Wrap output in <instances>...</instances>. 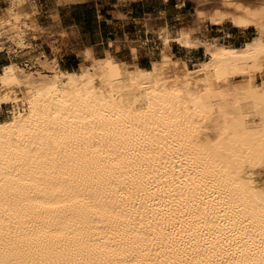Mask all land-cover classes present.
Returning <instances> with one entry per match:
<instances>
[{
    "label": "bare ground",
    "instance_id": "6f19581e",
    "mask_svg": "<svg viewBox=\"0 0 264 264\" xmlns=\"http://www.w3.org/2000/svg\"><path fill=\"white\" fill-rule=\"evenodd\" d=\"M40 1L0 15L16 57L0 67V264H264V0H196L193 25L159 28L149 67L111 41L78 68ZM225 23L253 33L204 31ZM47 31L52 54L21 64ZM173 43L205 59L192 68Z\"/></svg>",
    "mask_w": 264,
    "mask_h": 264
},
{
    "label": "rangeland",
    "instance_id": "374dc122",
    "mask_svg": "<svg viewBox=\"0 0 264 264\" xmlns=\"http://www.w3.org/2000/svg\"><path fill=\"white\" fill-rule=\"evenodd\" d=\"M48 1L49 0H43L44 3ZM150 5L151 9H153V11L155 12V24L151 29L150 34L148 35V31L141 26L140 30L145 29V31L143 30L141 33L140 40H142V42L139 46H133V48L128 46H125L123 48L119 47V49L112 48L114 52H117V55L120 58L126 60L131 59L132 51L137 52L138 61L142 65L148 67L151 65L152 60L160 57V49H162V45L161 40L157 35L159 28L167 23L177 27L193 25L195 22V11L198 7L196 0H150ZM42 20V22L47 25H49L53 20L51 17V12L48 9L45 10V13L42 15ZM59 22L66 28L70 26L76 27L77 35L79 38L78 42L76 43H80L79 45H76L74 47L67 42H58V45L60 46L59 58L63 67L78 68L79 64L81 63V57L78 52L81 50L80 48L83 44L82 38L86 42L93 43L99 49H104L110 46V40L119 38L123 33L122 24L120 23V21H113L112 17L104 13H100L96 5L94 4L63 7L60 10ZM130 27L134 29V26ZM155 27H157L156 30H154ZM48 31L43 38H40L37 35L30 36L31 44L28 47L29 49L17 56L18 59H20L19 62L21 64H23V62L27 59V55L31 52V54L33 55H37L42 51L49 56L52 54L50 44L51 41L49 38L50 35H48ZM204 31H206L208 35H212L211 37L217 36L222 41L233 43L236 45H241L242 43H244L253 33L252 30L243 32L244 30L234 27L231 23H225L223 25L206 24L204 27ZM172 48L177 56L186 57V60L188 62L190 61L189 65L192 68L200 60L205 59L203 48L198 50H189L184 49L177 43H173ZM2 55L3 57L2 59H0V67L2 64L10 61L12 58H16L15 54H8L7 48L6 52H3ZM9 115L10 107L5 105L4 108L0 111V120L6 119L7 117H9ZM259 178L262 183H264L263 171L260 172Z\"/></svg>",
    "mask_w": 264,
    "mask_h": 264
},
{
    "label": "crops",
    "instance_id": "0c3cea01",
    "mask_svg": "<svg viewBox=\"0 0 264 264\" xmlns=\"http://www.w3.org/2000/svg\"><path fill=\"white\" fill-rule=\"evenodd\" d=\"M9 2L10 0H0V15H2L4 9L8 6ZM87 4L96 5L100 13H104L112 17L113 21L119 20L120 23L122 24L123 33L119 38L115 40L113 39L110 40L113 42L111 48L116 49L118 46L120 48H123L125 46L133 48V46H139L142 42V40H140L142 31L143 30L145 31L146 29L149 35L151 29L154 27L155 24V17H154L155 12L153 11V9H151L150 0H73L63 3H58L57 0H49L48 2L44 3L43 0H41L39 7L40 10L38 14L39 22L44 27H48L47 24L42 22L43 21L42 15L45 13V10L47 9L51 12V14L54 11H57L60 15V10L63 7H67V6L73 7L77 5H87ZM130 26H134V29ZM141 26L144 27L145 29L140 30ZM32 35L33 34H29V36ZM36 35L40 38H43L45 36L43 33H39V34L36 33ZM57 35L60 42L70 43L74 47L80 44V43L79 44L76 43L78 42L79 38L77 35V28L74 26L63 28L57 33ZM28 40H31V38L28 37ZM82 41L83 44L81 45L80 49L84 48V46L85 47L89 46V44L95 46L91 42H86L85 40H83V38ZM3 52H6V48L2 52H0V59H2L3 57L2 55ZM172 52L175 58L177 57L185 58L183 56H177L174 53L173 48H172ZM115 54H117V52H115Z\"/></svg>",
    "mask_w": 264,
    "mask_h": 264
}]
</instances>
